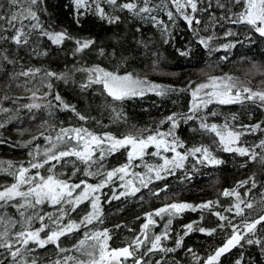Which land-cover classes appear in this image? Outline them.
Instances as JSON below:
<instances>
[{
    "label": "trees",
    "instance_id": "trees-1",
    "mask_svg": "<svg viewBox=\"0 0 264 264\" xmlns=\"http://www.w3.org/2000/svg\"><path fill=\"white\" fill-rule=\"evenodd\" d=\"M99 2L109 15H119L120 22L109 24L100 19L95 12V4L90 0V8L82 10L84 15L75 18L80 21L78 26L70 0H44L41 5L44 9L41 14L42 22L45 25L51 24L55 31L66 30L72 39H66L61 45H54L45 37L34 34L29 46L21 48L10 42L0 45L4 54L15 60L14 64L0 60V104L11 110L9 113H0V122L5 125L0 128V185L7 186L14 182L13 177L9 175L12 170L9 169V164L18 167L23 163L28 166V162L32 160L30 153L35 155L37 146L40 149L48 147L49 143L45 137L50 136L55 141L61 127H84L97 135L111 133L120 137L129 133L138 135L144 130L167 132L170 122H167L166 118L175 115L179 125L175 133L185 144V148L209 147L224 163L215 166L202 165L197 164L195 158L189 157L184 168L174 169L171 175L162 174L164 179L158 181L153 176L147 187L141 186L135 195L120 196L119 199L114 196L125 188L121 186L124 182L116 178L99 194L103 223L94 222L89 229H108L112 236L110 246L123 247L141 234L147 214L152 213L156 221V226L149 228V234L155 235L165 230L166 221L169 219L166 214L162 217L154 215L161 207L170 203L200 205L213 201L210 209L186 210L183 215L172 217L170 238L164 240L163 244L166 247H174L175 241L183 236L182 246L176 252H156L150 257H145L146 260H151V264L162 258L164 264H173L174 261L178 264H203L215 249L226 242L233 225L238 226L243 233L245 219L250 222L264 215V164L259 160L251 161L238 154L219 151L213 142V135L199 128L198 119H184L192 114L189 112L192 102L191 90L196 84L206 82L210 76L219 77L225 74L248 81L253 88L264 87V37L249 25L222 19L221 17L241 11V8L232 7L231 12H228L216 7L215 0H211L213 7L209 11L196 14L201 23L192 27L175 14L171 5L163 11L154 12L153 14L164 21L167 31L149 20L133 17L127 11H114L104 0ZM161 2L162 0H153L154 4ZM223 2L228 4L229 0ZM0 3L5 5L0 11L6 12L9 7L7 0H0ZM168 10L174 12V21L165 15ZM210 13L214 14L216 19H211ZM228 32L233 35H226ZM78 39H93L96 43L84 52H76L75 41ZM201 39L207 41V47L200 43ZM226 44L232 46L223 47ZM101 49L104 50V55L100 54ZM95 66L121 75L132 73L171 91L162 96L147 92L143 97L117 102L107 97L100 85L81 90L79 84L86 81L87 74L78 69ZM28 69H40L41 72L35 77L15 76L16 73ZM46 71L65 74L70 82L45 77ZM49 84L52 85L51 89L48 88ZM49 91L59 93L66 103L75 107L76 112L88 119L79 120L76 112L63 109L62 106L58 108L55 102L52 107H48V101L52 100V97H43ZM33 92L40 98L35 102L41 104V108L28 112L19 106L34 102ZM5 95L11 99L4 100ZM113 108L116 111H113ZM211 111L217 112V115H209ZM200 114L207 117L209 124L218 125L226 121L235 125L264 121V109L250 101L243 104H212L207 109H202ZM232 116H235L236 120L233 121ZM260 138L264 136L257 132L244 136L243 140L247 146L258 143ZM154 150L150 147L148 152ZM184 150L179 149L181 152ZM256 151L259 152L260 149ZM125 162L126 151L120 150L107 157L102 171L107 172ZM161 163V158L145 155L143 160L133 163L129 170L144 174L147 173L145 165L155 166ZM76 166L82 168L79 162ZM35 171L37 170H32ZM55 171L60 178L67 179L71 176L73 165L58 164ZM81 179L95 184L100 177L89 179L82 173H77L72 178L73 182H79ZM245 180L249 183L239 187L240 182ZM253 181L255 188H252ZM225 189H236L246 203L253 204V208H245L243 216L235 215L234 209L232 212L226 211L237 201L235 196H223ZM241 207L244 208V205ZM14 210L12 207H6L4 212L16 218L18 216ZM44 210L53 211L47 205ZM89 211L91 206L85 202L71 214V218L78 221ZM216 212L228 219L221 221L215 215ZM189 223H193L194 229L215 228L216 232L209 236L194 230L184 236L185 226ZM83 231L85 229L82 228L80 232L63 237L62 247L73 249V245L82 238ZM247 238L254 242L248 244L246 239L241 241L240 245L220 258V264H235L237 260H240L241 264H264V224L257 227L255 234H248ZM257 240L260 243H256ZM188 249H192V252H188ZM64 255L79 253L73 249ZM34 256L42 264H51L52 260L59 258L52 245L46 249H38ZM196 257L200 260L197 261Z\"/></svg>",
    "mask_w": 264,
    "mask_h": 264
},
{
    "label": "snow or ice",
    "instance_id": "snow-or-ice-1",
    "mask_svg": "<svg viewBox=\"0 0 264 264\" xmlns=\"http://www.w3.org/2000/svg\"><path fill=\"white\" fill-rule=\"evenodd\" d=\"M43 2L44 0H7L8 10L0 11V45L10 42L21 48L29 46L30 39L34 34L45 37L54 45H61L66 39H72L66 30L55 31L51 24L45 25L42 22L41 14L44 9L41 5ZM91 3L95 4V12L100 19L109 24L120 22L121 17L109 15L99 0H91ZM104 3L111 5L114 11H127L133 17L149 20L164 27L165 31H167V26L164 25L163 20L159 19L158 15L153 14L154 12L163 11L171 5L174 7L175 14L182 17L187 25L192 27L194 24L201 23L196 14L209 11L213 7L211 0H162L160 4H154L153 0H104ZM215 4L216 7L228 12H231L232 7L239 6L241 11L221 18L228 19L231 23L249 25L264 37V0H229L228 4L223 0H215ZM74 5V19L84 15L82 9H88L91 6L90 0H74ZM4 8L5 5L0 3V9ZM166 14L169 20L174 21L175 15L172 10H168ZM210 18L216 19L212 13H210ZM75 22L79 26V19H75ZM226 35H233V33L228 32ZM75 43V51L84 52L86 49L94 47L96 42L93 39H78ZM200 43L205 47L208 46L207 41L203 39L200 40ZM231 46L226 44L223 47ZM100 54L104 55L103 49L100 50ZM0 60L7 64L15 63L10 55L4 54L2 48H0ZM78 70L87 74L86 81L79 84L81 90H87L92 85H100L103 93L117 102L143 97L147 92H155L156 95L162 96L171 91V89H164L160 85L150 83L146 78H138L132 73L121 75L99 66ZM40 72V69H28L16 73L15 76L35 77ZM44 76L60 79L65 83L70 82L65 74L53 71H46ZM48 88L51 89L52 85L49 84ZM47 96L52 97V100L48 101V107H52L55 102V106L58 108L62 106L63 109L76 112L75 107L66 103L59 93L49 91L43 98ZM191 97L189 112L192 114L185 116V120L198 119L200 121L199 128L213 135V142L219 151L238 154L251 161L259 160L264 164V138H260L258 143L247 146L243 140L244 136L257 132L264 136V121L240 125L226 121L224 124L218 125L216 123L209 124L207 117L200 114L202 109H207L212 104H243L246 101L264 109V87L253 88L250 86V82L227 74L219 77L210 76L206 82L196 84L192 88ZM3 99L11 98L5 95ZM32 99L34 102L19 107L27 109L28 112L40 109L41 104L35 102L40 98L36 96L35 92L32 93ZM10 111L9 108L0 104V113H9ZM113 111L116 109L113 108ZM76 115L81 121L88 119L79 112H76ZM209 115L216 116L217 112L211 111ZM32 118H35L34 114ZM231 119L234 121L236 117L232 116ZM166 121L170 122L167 132L144 130L138 135L129 133L120 137L111 133L97 135L84 127H61L56 134L55 141L50 136L45 137L49 143L48 147L40 149L37 146L35 155L30 153L32 160L28 162V166L23 163L18 167L9 164V169H12L9 175L13 177L14 182L7 186L0 185V264H42L34 254L38 249H46L49 245L55 247L59 256L58 259L52 260L51 264H129V262L130 264H151V260H146L145 257H150L156 252L165 254L176 252L182 246L183 236L175 241L174 247H166L163 244L164 240L170 238L169 227L172 224V217L185 210L210 209L213 201L200 205L170 203L161 207L155 211L154 215L162 217L166 214L169 219L166 221L165 230L155 235L149 234V228L151 225H155L156 221L153 219L152 213L147 214V222L143 224L141 234L124 247L113 248L110 246L109 241L112 236L108 229H89V226L94 225V222L103 223L99 193L116 178L124 182L121 186L126 189L120 192L119 196H114L119 199L120 196L135 195L140 191V187L135 183L136 180L139 181L140 186L147 187L153 179V175L150 174H154V179L157 181L164 179L162 174L171 175L174 169L184 168L189 157L195 158L196 163L202 165L215 166L224 163L222 159L213 154V150L209 147L185 148V144L175 133V129L179 126L175 115L168 116ZM4 126V123L0 122V128ZM61 145L63 147H60ZM150 147L155 148V151L149 153ZM179 149L185 150L181 152ZM256 149H260V151L258 152ZM120 150L126 151V162L107 172L102 171L107 157ZM162 153H172L173 155L169 157ZM145 155L160 157L163 163L155 166L145 165L147 173L144 174L130 173L129 169L132 168L133 162L143 160ZM77 162L83 165V168L77 167ZM58 164H72L71 176L67 179L60 178L55 171ZM45 165H48L46 170L48 174L42 175L39 169H44ZM33 169L37 171L32 172ZM77 173H82L85 177L99 176L100 179L95 184L88 183L84 179L73 182L72 178ZM129 176L132 178L126 180L125 178ZM248 183L247 180L242 181L239 187ZM255 187L256 184L253 181L252 188ZM250 191L251 189H249ZM154 195H158V193H154ZM222 195L225 197L235 196L237 202L226 211L232 212L234 209L237 216H243L245 208H253V204L246 203L236 189H225ZM85 202L90 204L91 211L78 221L72 219L71 214ZM242 204L244 208L241 207ZM45 205L53 211H45ZM6 207L14 208L18 217L14 218L5 213ZM215 215L221 221L228 219L220 212H216ZM262 224H264V215L250 222L245 219L243 233L238 226L233 225L232 232L226 242L215 249L214 253L203 261V264H220V258L240 245L241 241L245 239L248 244H252L254 241L247 236L255 234L257 227ZM220 227L223 228L224 225H220ZM82 228L85 229L82 238L73 245V249L79 255H64L73 249L62 247L61 239L80 232ZM185 228L184 236L194 230L209 236L216 232L215 228L198 227L194 229L193 223L187 224ZM255 242L260 243L259 240ZM188 252H192V249H188ZM193 255L195 256V253ZM196 259L200 260L199 257ZM155 264H164L163 258L156 260ZM173 264H178V262L174 261ZM235 264H241V261L237 260Z\"/></svg>",
    "mask_w": 264,
    "mask_h": 264
},
{
    "label": "rangeland",
    "instance_id": "rangeland-1",
    "mask_svg": "<svg viewBox=\"0 0 264 264\" xmlns=\"http://www.w3.org/2000/svg\"><path fill=\"white\" fill-rule=\"evenodd\" d=\"M70 2H71V5H72V8H73V10H74V8H75V5H74V0H70ZM82 10H84V9H82ZM167 11L165 12V15L167 16ZM79 16H77V18H78ZM168 18V17H167ZM201 37V36H200ZM123 75V74H122ZM155 149V148H154ZM148 151H149V149H148ZM155 151V150H154ZM162 155H167V156H169V157H171V155H173L172 153H162ZM160 158V157H159ZM163 161V160H162ZM81 167L83 168V165H81ZM47 167L45 166V168L44 169H39V171L41 172V174L42 175H47L48 173H47ZM43 172V173H42ZM129 172H131V170H129ZM45 173V174H44ZM57 174V173H56ZM154 176V175H153ZM135 183L137 184V186H139V187H141L140 185H139V181L138 180H136L135 181ZM126 189H124V191H125ZM100 194V193H99ZM115 196H119V194H116ZM131 196V195H130ZM14 212L16 213V215L18 216V213L16 212V210H14Z\"/></svg>",
    "mask_w": 264,
    "mask_h": 264
},
{
    "label": "flooded vegetation",
    "instance_id": "flooded-vegetation-1",
    "mask_svg": "<svg viewBox=\"0 0 264 264\" xmlns=\"http://www.w3.org/2000/svg\"><path fill=\"white\" fill-rule=\"evenodd\" d=\"M139 160H136V161H134L133 163H135V162H138ZM131 173V172H130ZM132 177L131 176H129V177H126L125 179L127 180V179H131ZM183 203V202H182ZM186 211V210H185ZM184 211V212H185ZM184 212L183 213H181V215H183L184 214ZM180 215V214H179ZM146 220H147V216H146V218H145ZM155 220V219H154ZM147 222V221H146ZM145 223V222H144ZM156 226V224L155 225H151L150 227H152V229H153V227H155ZM129 264H130V262H129Z\"/></svg>",
    "mask_w": 264,
    "mask_h": 264
},
{
    "label": "bare ground",
    "instance_id": "bare-ground-1",
    "mask_svg": "<svg viewBox=\"0 0 264 264\" xmlns=\"http://www.w3.org/2000/svg\"><path fill=\"white\" fill-rule=\"evenodd\" d=\"M26 165V164H25ZM47 167V166H46ZM86 178H89V179H93V177H86Z\"/></svg>",
    "mask_w": 264,
    "mask_h": 264
}]
</instances>
